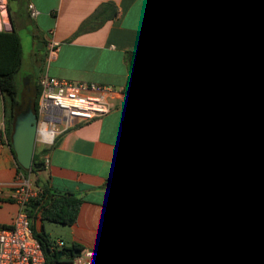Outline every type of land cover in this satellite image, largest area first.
Listing matches in <instances>:
<instances>
[{"label":"crops","instance_id":"crops-1","mask_svg":"<svg viewBox=\"0 0 264 264\" xmlns=\"http://www.w3.org/2000/svg\"><path fill=\"white\" fill-rule=\"evenodd\" d=\"M193 2L181 0L180 11L172 13L164 0H26V17L16 11L15 29L31 28L33 49L30 74L19 75L22 94L29 93L25 82L33 92L39 76L48 75L103 88L111 107L103 117L64 130L53 146H35L40 159L43 152L48 159L38 176L81 203L72 225L52 223L59 225L57 239L38 216L30 219L33 234L44 230L50 244L61 240L74 256L101 251L104 264H190L188 254L211 253L225 175L264 168V85L257 82L258 71L223 43L264 60V0H201V9ZM176 20L206 30L201 60L175 41L168 24ZM52 39L59 50L48 59ZM247 40L254 46L246 47ZM221 86L238 111L237 144L230 141L223 110L217 112V136L191 126V108L216 105L208 94ZM1 128L0 225L9 226L19 211L12 194L22 176L0 95ZM261 201L256 190L237 195L240 228L225 240L223 263L246 252L264 256ZM190 236L205 240L209 249L189 246Z\"/></svg>","mask_w":264,"mask_h":264},{"label":"built area","instance_id":"built-area-1","mask_svg":"<svg viewBox=\"0 0 264 264\" xmlns=\"http://www.w3.org/2000/svg\"><path fill=\"white\" fill-rule=\"evenodd\" d=\"M169 3L172 13H178L181 8V0H164ZM7 0H0V31H11V23L6 22L5 6ZM4 12V13H3ZM31 16L36 15L30 10ZM246 47H253L254 41L247 40ZM59 50V43L52 39L47 44L46 57L54 59ZM40 89L37 106V124L35 146L42 149L54 145L57 137L69 127L77 123H86L93 119L103 117L110 111V104L106 100L103 88L82 83H70L48 75L38 78ZM254 93L259 91V85L254 84ZM216 101L214 106H195L191 108V126L194 131L204 135L215 137L218 135L217 112H227L230 119L232 136L230 141L237 144L234 134L238 130V111L233 101L228 96L225 88L220 87L208 94ZM6 141L4 128L0 131V147ZM44 155L43 163L48 164ZM250 190L259 192L264 200V168H241L228 172L224 177V209L215 214L217 230L211 253L208 255L186 256V262L190 264H225L223 254L227 236L239 231L236 199L238 194H245ZM19 206L13 222L9 226L0 225V264H46L44 251L40 242L33 234L31 222L24 207L28 200L36 196L30 180L18 177L12 194ZM189 246L202 250L209 249V244L202 238L190 236L187 238ZM65 247L61 240L52 243L51 250L59 251ZM141 260L145 257L141 256ZM62 264H104V255L101 251L84 249L76 253L69 261ZM228 264H264V256L259 252H246L239 256L237 261Z\"/></svg>","mask_w":264,"mask_h":264},{"label":"trees","instance_id":"trees-1","mask_svg":"<svg viewBox=\"0 0 264 264\" xmlns=\"http://www.w3.org/2000/svg\"><path fill=\"white\" fill-rule=\"evenodd\" d=\"M15 1L18 6L24 5L26 0ZM194 9H201L203 4L201 0H194L192 3ZM97 13V12H96ZM12 30L0 31V95L3 96L4 118L6 122L7 134L10 137L12 124L16 116L17 107L22 102V89L19 79V72L23 61V51L21 38L17 33L13 19H11ZM173 32L175 41L183 45L196 59L201 60L206 52L207 32L204 28L187 20L171 21L168 24ZM224 45L231 48H238L228 40H223ZM247 65L258 71L257 82L264 85V60L260 54L250 55L248 61L243 60ZM38 74V72H37ZM40 89L36 85L34 96V110L37 114V106ZM33 163H40V169L25 171L17 164L18 173L26 179L35 176L34 184H31L36 191V196L30 198L24 207L29 219H35L37 216L41 221L61 225H72L77 217L81 201L71 193H60L52 189L47 180L38 176L40 171L45 169L43 161L38 153L34 152ZM258 212L264 214V200L260 202ZM36 239L40 242L44 251L46 264H60L62 260H71L74 255L73 249L62 250L61 255L58 251H52L46 233H34Z\"/></svg>","mask_w":264,"mask_h":264},{"label":"water","instance_id":"water-1","mask_svg":"<svg viewBox=\"0 0 264 264\" xmlns=\"http://www.w3.org/2000/svg\"><path fill=\"white\" fill-rule=\"evenodd\" d=\"M12 30V26H11ZM235 54L241 59L249 60V56L240 48L235 49ZM37 114L34 110L33 99H30L23 109L16 114L10 136L12 150L17 164L25 171L40 169V163H33L35 150Z\"/></svg>","mask_w":264,"mask_h":264},{"label":"rangeland","instance_id":"rangeland-1","mask_svg":"<svg viewBox=\"0 0 264 264\" xmlns=\"http://www.w3.org/2000/svg\"><path fill=\"white\" fill-rule=\"evenodd\" d=\"M18 9L20 10L19 13L24 14V16L26 17V1L24 5L18 6L15 1L7 0L6 6H5V13L3 12L5 14V17H4L5 21L11 23V19H13V21L15 22L16 14H17L16 11ZM16 31L19 34L22 45H23V61H22L19 75H21L22 78H27V76L30 74V71H29L30 64L28 63H31L32 61L31 57H32V50H33L30 46L31 40L29 36V32H31V28L25 27L23 25L21 27H17ZM34 66H36V69H37L39 67V64L36 63ZM32 68H33V65H32ZM34 73L36 72L34 71ZM22 97L27 103L26 100L29 99L30 95L28 93H23ZM29 180L31 184H34L35 176L32 175V177H30ZM45 226H46V230L48 231V233H50L51 239H57L58 232L54 228L59 225H54L52 223L45 222Z\"/></svg>","mask_w":264,"mask_h":264},{"label":"flooded vegetation","instance_id":"flooded-vegetation-1","mask_svg":"<svg viewBox=\"0 0 264 264\" xmlns=\"http://www.w3.org/2000/svg\"><path fill=\"white\" fill-rule=\"evenodd\" d=\"M24 88H25V90H27L29 93V95H30V97H29V99L28 100H26L27 102L30 100V99H33V103H34V96H35V91H36V89L32 92V90H30V87H29V85H28V83L27 82H25L24 83ZM22 96H23V94H22ZM25 104H26V102H25V100L23 99V97H22V102L20 103V105L17 107V112H16V114L17 113H19V111L21 110V109H23V107L25 106Z\"/></svg>","mask_w":264,"mask_h":264}]
</instances>
